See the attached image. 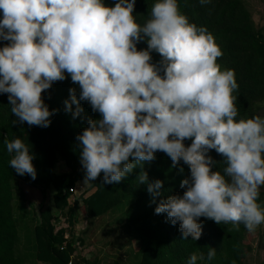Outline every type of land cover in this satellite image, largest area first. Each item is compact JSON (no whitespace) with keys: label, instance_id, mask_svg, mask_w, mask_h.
<instances>
[{"label":"clouds","instance_id":"1","mask_svg":"<svg viewBox=\"0 0 264 264\" xmlns=\"http://www.w3.org/2000/svg\"><path fill=\"white\" fill-rule=\"evenodd\" d=\"M135 2L0 0V40L8 41L0 47V93L7 94L13 123L48 127L55 110L42 93L70 77L79 93L69 89L65 111L75 118L86 101L100 115L76 136L84 184L101 173L104 184L119 183L163 152L173 166L182 161L189 169L183 193L154 209L178 224L181 239L199 240L201 217L256 231L264 224V116L239 117L234 70L221 68L213 34L190 22L178 0H155L143 24L133 15ZM141 41L146 48H137ZM4 145L10 167L34 180L29 146L7 137ZM211 150L223 157L222 171L213 170ZM136 180L153 200L160 195L161 180L149 182L145 171ZM215 255L210 247L207 259ZM204 259L193 252L187 264Z\"/></svg>","mask_w":264,"mask_h":264},{"label":"trees","instance_id":"2","mask_svg":"<svg viewBox=\"0 0 264 264\" xmlns=\"http://www.w3.org/2000/svg\"><path fill=\"white\" fill-rule=\"evenodd\" d=\"M155 0H136L133 15L143 24L150 18ZM115 0H105L112 6ZM180 11L190 22L205 26L213 34L215 43L223 55L217 58L222 69H232L238 89L233 95L239 117L250 118L261 115L264 102V26L257 28L245 5V0H211L201 5L199 0H178ZM8 41L0 40V47ZM146 41L137 48H146ZM160 56L152 53V62L158 63ZM79 86L70 77L52 84L42 96L50 110L48 127L13 123L16 117L11 113L7 94L0 93V264H23L16 255L18 229L14 218V178L39 187L42 199L39 208V223L34 228L36 259L44 264H76L83 239L76 236L79 217L98 218L106 215L125 200L127 220L136 228L140 249L138 264H187L193 252L201 253L205 259L197 264H248V255L253 251L251 232L241 224L237 230L231 224H217L211 219L200 218L202 235L197 241L181 239L179 226L166 220V214H156L154 209L161 199L173 194H182V179L189 175L188 166L181 161L176 166L163 152H156L155 159L137 166L119 183L104 184L101 176L89 182L88 188L72 199V190L84 184V170L80 162V148L76 136L87 127L90 119H99L86 101H81L83 111L73 118L65 111L64 101L69 98V89ZM75 109V105H73ZM20 138L34 154L37 176L33 180L28 174L18 175L9 161L12 154L6 151L4 139ZM191 143L190 139L184 141ZM209 155L217 161L213 170L225 167L223 157L211 150ZM60 163L66 167L60 170ZM183 168V172L179 169ZM145 171L149 182L162 181L160 195L153 200L147 191V184H138L137 176ZM93 190V191H92ZM92 191V192H91ZM259 202L264 205V186L260 189ZM62 221V222H61ZM61 225V226H60ZM215 247L216 255L209 261L207 253ZM85 262L88 260L83 258ZM259 264H264V261Z\"/></svg>","mask_w":264,"mask_h":264},{"label":"rangeland","instance_id":"3","mask_svg":"<svg viewBox=\"0 0 264 264\" xmlns=\"http://www.w3.org/2000/svg\"><path fill=\"white\" fill-rule=\"evenodd\" d=\"M245 5L253 17L255 26H264V0H245ZM260 114L264 116V102L261 104ZM60 165L62 170L63 166ZM64 169L66 170L65 167ZM12 183L14 218L18 229L16 255L23 264H44L36 259L34 235V228L40 220L42 194L39 187L18 178H14ZM77 191L72 199L82 191L81 185H78ZM128 205L125 200L102 217H79L75 233L83 239L84 244H80L78 255L74 258L76 264H138L140 243L134 224L127 220ZM250 234L253 251L248 255L246 262L259 264L264 261V224ZM83 258L88 260V263Z\"/></svg>","mask_w":264,"mask_h":264},{"label":"crops","instance_id":"4","mask_svg":"<svg viewBox=\"0 0 264 264\" xmlns=\"http://www.w3.org/2000/svg\"><path fill=\"white\" fill-rule=\"evenodd\" d=\"M61 164V163H60ZM60 166H63L62 164L60 165ZM66 168V167H65ZM62 171H65V169H64V166H63V169H62ZM89 186H88V184H82V186H81V189L83 190V189H87ZM93 191V190H92ZM91 191V192H92Z\"/></svg>","mask_w":264,"mask_h":264},{"label":"built area","instance_id":"5","mask_svg":"<svg viewBox=\"0 0 264 264\" xmlns=\"http://www.w3.org/2000/svg\"><path fill=\"white\" fill-rule=\"evenodd\" d=\"M74 193H77L78 191H77V187L75 188V190H72Z\"/></svg>","mask_w":264,"mask_h":264}]
</instances>
